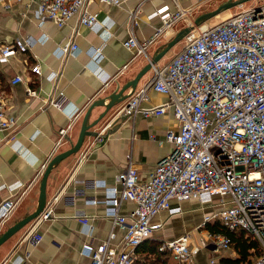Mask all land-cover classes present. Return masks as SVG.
<instances>
[{"label":"crops","instance_id":"obj_1","mask_svg":"<svg viewBox=\"0 0 264 264\" xmlns=\"http://www.w3.org/2000/svg\"><path fill=\"white\" fill-rule=\"evenodd\" d=\"M227 1L206 0L198 6L197 0H125L122 7L99 0L90 1L88 9L109 27L108 32H96L81 25L79 15L64 27L51 21L39 25L36 17L38 0H23L0 8V43L11 44L16 39L26 38L36 40L31 50L17 53L8 63L0 64V95L5 101L7 114L16 119L11 129L0 132V207L6 201L15 203L0 236L35 211L48 163L77 142L89 107L106 92L113 91L117 84L122 87L133 80L149 63L147 55L124 46L132 31L131 11L139 9L134 30L138 40L143 42L151 39L156 29L163 25L160 16L153 19L150 16L165 6L174 12L179 5L194 20ZM187 26L185 20L176 22L168 34L148 47L149 57L162 51ZM72 41L80 48L77 57L65 55L62 50L65 43ZM100 46L101 57L91 58L90 50ZM181 48L171 56H164L159 66H165ZM36 64L42 66V75L32 71ZM53 73L55 77L51 79ZM152 76V71L148 72L136 91L144 89ZM16 77H22L23 82L13 84ZM30 89L38 91V96L30 97ZM148 96L143 103L145 107L162 105L168 99L154 90L148 91ZM52 98L57 101V106H49ZM123 106L113 112L112 121ZM103 111L104 108L94 109L89 123H93ZM115 124L118 126L112 132L110 130L106 143L96 146L95 137H87L80 152L65 159L52 171L47 183L46 208L54 209L53 216L45 221H33L0 246V264H91L90 257L83 252L84 245L103 243L113 228L112 219L106 215L107 207L102 203L105 189L100 185H117V176L130 161L141 179L149 178L172 149V144L165 141L168 131L179 129L172 112L152 119L138 115L134 120L121 119ZM107 129L98 126L92 131L108 134ZM62 130H65L64 134ZM17 183L21 186L14 191L8 189ZM2 186L7 188L2 189ZM228 199L216 197L207 205L192 199L178 204L182 209L180 214L162 212L156 217V221L163 224L162 228L153 234L152 239L163 242L189 234L190 246L199 248V264H211L212 259L221 264H236L238 253L232 246L229 250L209 244L203 246L208 243L207 234L211 233L208 226L212 224L200 227L204 218L217 214L222 209V201ZM90 200L98 203H87ZM134 208L133 204L125 202L120 207V214L129 215ZM79 211L89 215L92 228L76 218ZM114 231L117 234L114 244H117L124 230L115 227ZM143 256L145 254L136 251L135 258Z\"/></svg>","mask_w":264,"mask_h":264},{"label":"built area","instance_id":"obj_2","mask_svg":"<svg viewBox=\"0 0 264 264\" xmlns=\"http://www.w3.org/2000/svg\"><path fill=\"white\" fill-rule=\"evenodd\" d=\"M90 1L38 0L39 25L51 21L64 27L79 15L81 25L96 32H108L109 27L88 9ZM99 1L117 7L125 3V0ZM205 1L197 0V5ZM22 2L0 0V8ZM239 8L242 9L239 13L215 26L196 27L186 38L185 46L165 66L152 65L150 82L117 112L115 122L123 117L134 120L141 115L152 119L172 112L179 129L168 131L165 141L172 144V149L149 178L141 179L130 161L117 176V185H100L105 189L102 203L107 207L106 215L112 219L113 228L103 243L84 245L83 252L90 257L91 264H134L137 248L162 228L163 224L156 221L158 215L180 214L182 209L178 204L184 201L197 199L207 205L216 197L229 199L222 201V209L217 214L205 217L200 227L219 223L230 231H247L259 241L261 254L244 264H264V4ZM138 11L130 13L132 31L124 46L147 55L149 61L147 50L152 43L168 34L179 20L187 21L188 25L194 21L179 5L174 12L165 6L150 16V19L160 16L163 25L151 39L140 42L134 30ZM35 45L36 40L32 38L0 43V64L8 63L14 55ZM101 48L91 49L90 57H101ZM62 50L73 57L80 52L73 41L65 43ZM32 71L42 75V66L36 64ZM50 77L54 78L55 73ZM21 82L22 77L12 81L13 84ZM150 90L166 95L167 101L159 106H143ZM28 95L37 97L38 91L30 89ZM48 104L57 106L58 103L52 98ZM15 124L16 119L7 114L0 95V132ZM104 133H99L95 144L103 142ZM152 139L157 140L155 136ZM19 186L17 183L8 189L14 191ZM125 202L135 206L129 215L120 214ZM14 207V201H6L0 207V232ZM53 214V208H45L38 219L45 221ZM76 218L92 228L91 218L85 211L77 212ZM115 227L124 230L117 244H114ZM207 238L205 247L209 244L222 250L231 248V239L225 234L208 233ZM160 251L170 252L173 264H199V248L190 246L189 234L163 241ZM211 264L221 263L212 259Z\"/></svg>","mask_w":264,"mask_h":264},{"label":"water","instance_id":"obj_3","mask_svg":"<svg viewBox=\"0 0 264 264\" xmlns=\"http://www.w3.org/2000/svg\"><path fill=\"white\" fill-rule=\"evenodd\" d=\"M251 0H228L227 2L220 5L216 10L205 13L196 19H194L192 25H188L181 31L175 35V37L164 47L162 51L157 53L154 57H150L149 63L142 69V71L131 81L126 83L121 87L120 84H117L116 88L111 92H106V95L101 99L95 101L88 109L85 118L83 120L82 128L79 134V138L77 142L71 144V148L67 151H64L58 155H56L51 161L48 163L43 178L40 184V196L38 200V205L33 213L26 216L25 218L18 221L16 224L9 227L1 236H0V246H2L6 241H8L11 237H13L16 233L22 230L24 227L37 220L41 214L44 212L47 206V183L48 178L52 171L60 165L65 159L71 157L74 154H77L82 149L84 142L87 137H97L99 135V131H92V129L98 126H104V128H108V134H103V142L96 143V146L103 145L108 140V135L111 130H114L118 124L113 123V118L111 117L113 112L122 104L127 105L130 97L136 92L137 86L140 80L151 71L152 65L158 64L159 61L167 55V53L173 49L176 45L181 43L183 40L188 38L191 32L196 28L202 26L208 20L213 18L214 16L220 14L223 11H227L234 7H240L244 5L246 2ZM258 6V5H257ZM129 91V92H128ZM96 108H104L103 113L93 122L89 123L90 116L94 109ZM118 112V111H117ZM117 115V113H116ZM112 118V119H111ZM127 120L126 117L122 118V121ZM115 124L113 127H111ZM111 128H110V127Z\"/></svg>","mask_w":264,"mask_h":264},{"label":"trees","instance_id":"obj_4","mask_svg":"<svg viewBox=\"0 0 264 264\" xmlns=\"http://www.w3.org/2000/svg\"><path fill=\"white\" fill-rule=\"evenodd\" d=\"M211 233H222L231 239V246L238 253L236 264L251 262L261 254V245L252 234L244 230L230 231L222 224L216 223L208 226ZM161 241L147 239L137 248V253L145 254L142 258H135L134 264H173L170 252L160 251ZM234 264V263H232Z\"/></svg>","mask_w":264,"mask_h":264},{"label":"rangeland","instance_id":"obj_5","mask_svg":"<svg viewBox=\"0 0 264 264\" xmlns=\"http://www.w3.org/2000/svg\"><path fill=\"white\" fill-rule=\"evenodd\" d=\"M264 4V0H251L248 1L244 4V8H248L252 5H263ZM221 5V4H220ZM218 5V7L220 6ZM214 6H217V4H215ZM218 7H213L214 10H216ZM242 9H240L239 7H234L232 9H229L227 11H223L220 14L214 16L213 18H211L210 20H208L206 23H204L203 25L205 26H215L223 21H225L226 19H228L229 17L239 13ZM186 43V39L183 40L181 43H179V45L175 46L173 49H171L168 53L167 56H171L173 55V53H175V51L177 49H180L181 47L183 48L185 46ZM181 48V49H182Z\"/></svg>","mask_w":264,"mask_h":264}]
</instances>
